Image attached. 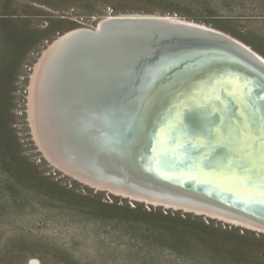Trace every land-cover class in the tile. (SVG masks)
I'll list each match as a JSON object with an SVG mask.
<instances>
[{
    "label": "water",
    "instance_id": "water-1",
    "mask_svg": "<svg viewBox=\"0 0 264 264\" xmlns=\"http://www.w3.org/2000/svg\"><path fill=\"white\" fill-rule=\"evenodd\" d=\"M205 33L119 22L67 50L48 88L52 128L118 176L157 191L182 181L179 193L197 188L264 219V70Z\"/></svg>",
    "mask_w": 264,
    "mask_h": 264
},
{
    "label": "rangeland",
    "instance_id": "rangeland-1",
    "mask_svg": "<svg viewBox=\"0 0 264 264\" xmlns=\"http://www.w3.org/2000/svg\"><path fill=\"white\" fill-rule=\"evenodd\" d=\"M110 9L206 21L264 53V0H0V264H264V234L90 188L47 158L31 76L78 24L61 14Z\"/></svg>",
    "mask_w": 264,
    "mask_h": 264
},
{
    "label": "bare ground",
    "instance_id": "bare-ground-1",
    "mask_svg": "<svg viewBox=\"0 0 264 264\" xmlns=\"http://www.w3.org/2000/svg\"><path fill=\"white\" fill-rule=\"evenodd\" d=\"M61 18L77 20L78 24L63 30L49 43L36 65L34 75L31 76L33 78L30 85L31 89H29L31 91V94H29V96L31 95L29 102L32 100L31 113L29 114H32L33 118L31 119L32 122H34L32 127L35 125L41 142L44 144L43 151L47 153V156L50 157V159H55L54 161H56V163L58 162L61 169L66 171L70 177L84 185H88L90 188L104 190L109 192V194L142 202L151 206L205 215L217 221L231 224L232 226L236 224L238 227L264 234V219L257 213H254L255 215L251 214V211L247 208H240L239 205L234 204L231 205L225 200L218 198L219 196L206 195L205 191L197 188L192 187V189H195L194 191L189 189L193 192L192 195L179 193L181 190L180 187H183L186 184L185 182L181 181L177 183L173 181L177 188L173 189L178 192L160 188H158L159 191H157L148 186V184L140 183L139 181L136 182V179H131V177L126 178L123 175L118 176L119 173L114 170V167L108 164H101L100 159L97 156L95 157L94 154H91V157H89L80 153V147H77L78 144L73 146L70 143L64 128L60 126V128L53 130L54 119L50 118V111L53 112L54 108L50 110L51 107L48 105V88L55 79V66L63 64L67 55L66 51L72 49L73 53L75 50H78L79 47L89 43L91 41L89 39L92 37H98L99 39L100 36H103L109 31V28L115 26L119 22L161 21L188 25L196 29L204 30L207 32L203 34L206 36V39L213 40L216 44H222L226 49L228 48L229 51L237 53L239 56L237 58L239 60L243 61L245 58V61H252L262 70H264V54L251 43L233 34L229 30L206 21L181 16L177 13H162L158 11L116 12L110 9L105 15L91 16L92 19L89 22L86 16H71V14L67 12L61 14ZM91 22L94 24H91ZM199 53L201 54L202 52ZM203 53L206 54V52ZM215 53L219 54L220 52ZM200 58L201 60L207 59L205 55H201ZM77 75L74 74V76ZM32 116L30 115V117ZM58 117V122L60 123L61 117L60 115ZM58 122L57 124H59ZM179 131H181V129ZM162 139H164V137ZM165 140L162 141L163 146ZM41 145L42 144H40V146ZM53 164L55 163L53 162ZM103 168H109L114 171L113 175H105L104 172L106 171ZM115 172L117 174H115ZM166 175L167 178L177 180L174 176L171 177L167 173ZM187 187L191 188V186ZM196 187H199V185ZM182 189L186 191V189ZM260 219H262L263 222L260 221Z\"/></svg>",
    "mask_w": 264,
    "mask_h": 264
},
{
    "label": "crops",
    "instance_id": "crops-1",
    "mask_svg": "<svg viewBox=\"0 0 264 264\" xmlns=\"http://www.w3.org/2000/svg\"><path fill=\"white\" fill-rule=\"evenodd\" d=\"M263 53V52H262ZM264 54V53H263Z\"/></svg>",
    "mask_w": 264,
    "mask_h": 264
}]
</instances>
